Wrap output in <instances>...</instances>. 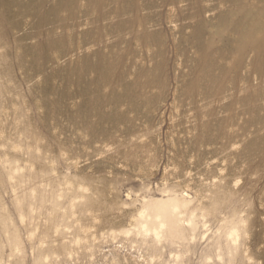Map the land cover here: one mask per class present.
<instances>
[{"label": "rangeland", "instance_id": "rangeland-1", "mask_svg": "<svg viewBox=\"0 0 264 264\" xmlns=\"http://www.w3.org/2000/svg\"><path fill=\"white\" fill-rule=\"evenodd\" d=\"M0 264H264V0H0Z\"/></svg>", "mask_w": 264, "mask_h": 264}]
</instances>
